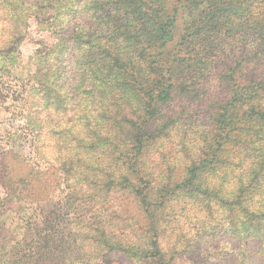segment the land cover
<instances>
[{"label":"trees","instance_id":"16d2710c","mask_svg":"<svg viewBox=\"0 0 264 264\" xmlns=\"http://www.w3.org/2000/svg\"><path fill=\"white\" fill-rule=\"evenodd\" d=\"M21 1L0 264H264V0Z\"/></svg>","mask_w":264,"mask_h":264},{"label":"rangeland","instance_id":"374dc122","mask_svg":"<svg viewBox=\"0 0 264 264\" xmlns=\"http://www.w3.org/2000/svg\"><path fill=\"white\" fill-rule=\"evenodd\" d=\"M24 2L30 3L32 0H23ZM21 0H0V77L3 79H7L8 77H19V75L23 72L24 74L32 72L33 68L31 67L32 62V53L34 51V46L31 43V36L33 35L34 25L32 23L31 18L28 20V26L25 25L20 18L19 10L21 9ZM16 25L15 36L24 37V41L22 43L17 44V49L8 55V58L4 56V45L6 44L5 32L7 30H3V27L8 24ZM30 29V30H29ZM29 30V31H28ZM13 55V57H11ZM1 80V79H0ZM6 102H0V136H3L4 129L10 130L11 132L14 130L9 126H13L14 124H19L17 122V116L12 113V109L5 108ZM89 106V105H88ZM162 142L157 143L156 146L161 145ZM177 144L174 149L169 147V144H164L162 147H158L160 151L167 152V157L174 160H181L183 154L181 152V140L175 138L174 144ZM175 161V164L178 163ZM188 205L187 210L173 212L169 221L168 230H171L173 225L180 228H185V221L194 214L193 210L189 209ZM193 222V221H192ZM192 222L190 225H192Z\"/></svg>","mask_w":264,"mask_h":264}]
</instances>
